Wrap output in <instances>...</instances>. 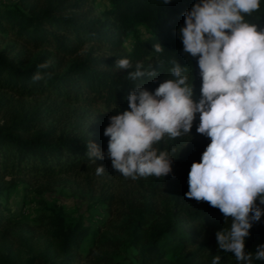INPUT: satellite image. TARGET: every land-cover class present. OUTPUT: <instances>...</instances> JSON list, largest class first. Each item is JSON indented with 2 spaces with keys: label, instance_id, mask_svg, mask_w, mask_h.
Returning a JSON list of instances; mask_svg holds the SVG:
<instances>
[{
  "label": "trees",
  "instance_id": "trees-1",
  "mask_svg": "<svg viewBox=\"0 0 264 264\" xmlns=\"http://www.w3.org/2000/svg\"><path fill=\"white\" fill-rule=\"evenodd\" d=\"M107 6L96 12L90 0H2L0 1V182L54 180L95 169L96 164L111 168L105 155L96 164L85 155L89 138L64 134L56 126L41 128L46 118L63 112L66 106H77L83 113L99 115L98 106L127 107L124 99L134 82L127 72L117 69L115 60L126 57L135 66H151L154 78L145 87L154 89L170 76L173 61L192 68L194 92L200 88L196 59L182 51L177 28L183 23V12L194 0H102ZM258 27L264 26V4L259 10ZM254 12L246 19H255ZM227 31V30H226ZM129 39L130 48L124 43ZM159 42L156 53L152 44ZM48 61L51 74L38 81L31 79L36 65ZM24 98L42 99V103L23 106ZM16 100H19L16 103ZM84 111V112H83ZM86 111V112H85ZM197 119L189 133L159 142L162 150L171 152V172L162 177L145 178L144 198L135 220L126 222L119 231L124 239L100 240L85 255L79 249L92 234L80 223H67L60 212L39 217L36 231L48 239L43 253H34L24 262H14L8 253L0 254V264H46L47 257L55 264H113V257L127 242L137 249V264H157L167 256L177 257L178 264H237L231 252L220 250L215 232L225 227L219 209L206 201L186 197L188 171L210 138L196 132ZM106 152V142L94 141ZM108 172L107 174H110ZM14 183H11L13 185ZM171 187L175 194L171 208H158L162 190ZM2 188L0 187V194ZM109 206L114 197L103 195ZM134 205V204H132ZM134 209V208H133ZM159 213L160 221L147 223L142 213ZM18 222L5 218L0 206V239L10 237L8 226ZM245 238V250L255 252L264 242V215L254 222ZM1 253V250H0ZM242 264V262H241ZM253 264H264L254 260Z\"/></svg>",
  "mask_w": 264,
  "mask_h": 264
},
{
  "label": "clouds",
  "instance_id": "clouds-1",
  "mask_svg": "<svg viewBox=\"0 0 264 264\" xmlns=\"http://www.w3.org/2000/svg\"><path fill=\"white\" fill-rule=\"evenodd\" d=\"M169 0H162L168 4ZM264 0H194L177 28L182 51L196 59L199 95L194 92L192 68L173 61L170 76L149 90L145 81L154 68L135 66L126 57L117 69L134 82L127 107L108 117L103 129L106 152L92 140L85 155L96 164L105 155L124 177H162L171 172V152L159 142L196 132L210 138L199 161L188 171L186 197L206 201L223 215L225 227L215 232L220 250L231 252L237 264L264 261V242L255 252L245 250V238L264 215V26L258 27ZM255 19H246L252 13ZM227 30V31H226ZM152 49L163 47L157 41ZM48 61L36 65L31 79L51 76ZM117 107V106H116ZM115 107V108H116ZM105 171L96 164L97 175ZM220 257L213 256L211 264Z\"/></svg>",
  "mask_w": 264,
  "mask_h": 264
},
{
  "label": "rangeland",
  "instance_id": "rangeland-1",
  "mask_svg": "<svg viewBox=\"0 0 264 264\" xmlns=\"http://www.w3.org/2000/svg\"><path fill=\"white\" fill-rule=\"evenodd\" d=\"M90 2L96 12H100L107 6L102 0H90ZM124 48L129 50V39L124 43ZM18 101L16 100V103ZM40 103H42L41 98H24L20 104L29 107ZM82 110L77 106H66L63 112L49 115L41 128L52 125L64 134H79L92 141L106 142L107 137L103 135V129L109 122L108 117L116 114L117 111H122L114 106L109 108L98 106L99 115L92 114L89 117V114L83 113L85 116L82 117L78 114ZM104 169L105 171L99 175L96 174L95 169L89 168L54 180L34 182L26 179L10 182L6 179L1 181V209L5 218H16L18 222L8 226L9 238L0 239V254L8 253L14 262H24L32 255L31 252L45 254L47 250L44 248L48 244V239L42 232L33 228L38 224L39 217L49 216L53 212H60L67 223H80L83 227L90 229L92 234L79 249L82 256L100 240L124 239L119 231L126 222L135 220L137 217L135 213L143 208L138 205L148 202L144 198L143 190L146 177L133 180L122 176L112 166L110 170ZM110 171L111 173L107 174ZM11 183L14 184L11 185ZM105 194H111L114 197L109 206L104 203L103 195ZM174 198L172 188L169 186L164 188L157 199L156 210L171 208ZM142 217L148 224L160 221L159 213L151 210L148 213H142ZM1 232L3 231L0 230V235ZM46 257V264L56 263L50 256ZM177 259V257L167 256L157 264H178ZM137 262V249L127 242L113 257V264H137ZM86 263L85 260L81 262V264Z\"/></svg>",
  "mask_w": 264,
  "mask_h": 264
}]
</instances>
